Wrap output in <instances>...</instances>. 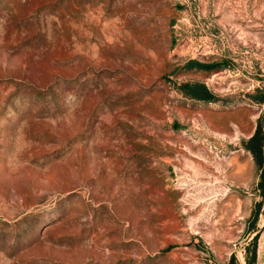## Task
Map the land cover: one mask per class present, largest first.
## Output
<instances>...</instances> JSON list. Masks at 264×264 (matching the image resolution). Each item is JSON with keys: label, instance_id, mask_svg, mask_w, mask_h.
I'll use <instances>...</instances> for the list:
<instances>
[{"label": "rangeland", "instance_id": "1", "mask_svg": "<svg viewBox=\"0 0 264 264\" xmlns=\"http://www.w3.org/2000/svg\"><path fill=\"white\" fill-rule=\"evenodd\" d=\"M261 89L264 0H0V264H264Z\"/></svg>", "mask_w": 264, "mask_h": 264}, {"label": "trees", "instance_id": "2", "mask_svg": "<svg viewBox=\"0 0 264 264\" xmlns=\"http://www.w3.org/2000/svg\"><path fill=\"white\" fill-rule=\"evenodd\" d=\"M190 94L197 97H209L211 94L206 91V88L200 83H193L187 86ZM260 94L255 97L256 101L264 100V89H261ZM260 118V117H259ZM258 118V122L254 128L253 133L246 139L244 145L251 154L255 161L260 165L259 179L257 182V188L259 193L264 196V123H261ZM260 202H257L254 206V215L258 212ZM262 212L264 213V202L262 206ZM254 255V254H253ZM253 258V257H252ZM233 263V256L229 257L228 264Z\"/></svg>", "mask_w": 264, "mask_h": 264}]
</instances>
